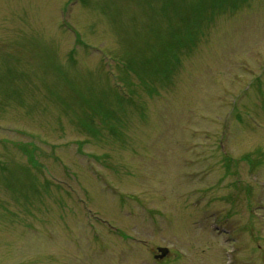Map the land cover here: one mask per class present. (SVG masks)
I'll use <instances>...</instances> for the list:
<instances>
[{
	"label": "rangeland",
	"instance_id": "374dc122",
	"mask_svg": "<svg viewBox=\"0 0 264 264\" xmlns=\"http://www.w3.org/2000/svg\"><path fill=\"white\" fill-rule=\"evenodd\" d=\"M0 264H264V0H0Z\"/></svg>",
	"mask_w": 264,
	"mask_h": 264
},
{
	"label": "water",
	"instance_id": "95a60500",
	"mask_svg": "<svg viewBox=\"0 0 264 264\" xmlns=\"http://www.w3.org/2000/svg\"><path fill=\"white\" fill-rule=\"evenodd\" d=\"M158 253L159 254L156 255V259L163 260V258L167 257V254L169 253V250H168V248L162 247V248L158 249Z\"/></svg>",
	"mask_w": 264,
	"mask_h": 264
}]
</instances>
